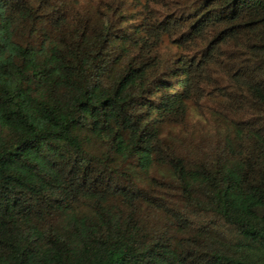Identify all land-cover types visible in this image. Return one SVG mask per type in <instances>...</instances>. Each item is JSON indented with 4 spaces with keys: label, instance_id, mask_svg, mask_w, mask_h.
I'll list each match as a JSON object with an SVG mask.
<instances>
[{
    "label": "trees",
    "instance_id": "obj_1",
    "mask_svg": "<svg viewBox=\"0 0 264 264\" xmlns=\"http://www.w3.org/2000/svg\"><path fill=\"white\" fill-rule=\"evenodd\" d=\"M0 264H264V0H0Z\"/></svg>",
    "mask_w": 264,
    "mask_h": 264
}]
</instances>
